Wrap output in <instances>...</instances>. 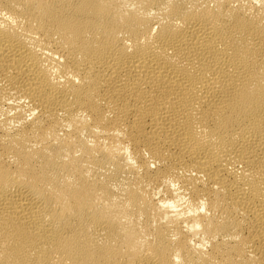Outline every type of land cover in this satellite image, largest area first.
<instances>
[{"label": "bare ground", "instance_id": "obj_1", "mask_svg": "<svg viewBox=\"0 0 264 264\" xmlns=\"http://www.w3.org/2000/svg\"><path fill=\"white\" fill-rule=\"evenodd\" d=\"M0 264H264V0H0Z\"/></svg>", "mask_w": 264, "mask_h": 264}]
</instances>
